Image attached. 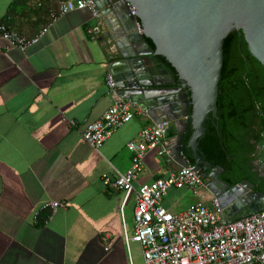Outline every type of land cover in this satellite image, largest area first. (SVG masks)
<instances>
[{"label": "crops", "instance_id": "crops-1", "mask_svg": "<svg viewBox=\"0 0 264 264\" xmlns=\"http://www.w3.org/2000/svg\"><path fill=\"white\" fill-rule=\"evenodd\" d=\"M58 2L0 0V23L8 30L31 38L46 27L24 50L0 35V264H143L140 245L123 233V226L134 231L135 192L124 200L103 176L113 180L130 167L126 143L155 120L136 114L98 149L81 134L111 105L105 77L131 58L135 29L110 2L97 17L78 9L51 21ZM167 122L170 152L178 124ZM169 152L146 153L135 188L178 169ZM205 191L207 202L218 197ZM169 192L186 201L182 209L201 198L186 187ZM50 201L61 205L42 208Z\"/></svg>", "mask_w": 264, "mask_h": 264}, {"label": "water", "instance_id": "water-1", "mask_svg": "<svg viewBox=\"0 0 264 264\" xmlns=\"http://www.w3.org/2000/svg\"><path fill=\"white\" fill-rule=\"evenodd\" d=\"M95 2L100 12L105 2L113 3L126 26L133 23L134 27V17L128 12L129 4L141 23V33L134 27L135 31L129 34V39L136 42L131 58L122 61L113 71L117 93L122 99L136 100L148 107V113L155 121L162 117L178 124L176 144L169 152L173 167L189 165L182 153V140L189 120L192 132L187 147L194 160L191 167L210 178L209 189L218 195L221 220H235L263 209L264 193L255 191L254 184L247 179L233 186L221 180L222 168L212 167L208 160H202L197 140L204 134V121L209 114L217 117L222 45L230 31L241 29L249 52L264 67V0ZM109 42L110 39L106 44ZM115 44H111L110 50L116 49ZM161 57L175 70L176 78Z\"/></svg>", "mask_w": 264, "mask_h": 264}, {"label": "built area", "instance_id": "built-area-1", "mask_svg": "<svg viewBox=\"0 0 264 264\" xmlns=\"http://www.w3.org/2000/svg\"><path fill=\"white\" fill-rule=\"evenodd\" d=\"M127 5L129 14L134 17V27L141 33V23ZM78 9H86L94 17L101 13L95 0H59L50 19L54 21ZM45 30L46 27L38 35L26 38L0 23L1 37L10 46L21 50L35 43ZM105 86L112 97L111 105L99 119L86 123L81 132L84 140L95 149L136 114L148 113L138 101L125 100L118 95L116 80L111 73L105 77ZM167 124V120L159 119L141 128L137 137L126 143L131 152L130 167L123 173L117 172L113 180L103 176L104 184L121 190L124 200L135 192L134 231L129 235L123 226L125 241L140 245L143 264H264V208L223 222L219 198L212 196L208 202L201 197L180 211H170L162 205L163 196L170 187H186L195 195H199L200 188L210 191V178L203 177L190 165L180 166L166 177L134 187L133 181L143 169L146 153L154 151L162 155L169 152L164 140ZM256 163L264 173V157ZM60 205L58 201H50L42 208L56 209Z\"/></svg>", "mask_w": 264, "mask_h": 264}, {"label": "trees", "instance_id": "trees-1", "mask_svg": "<svg viewBox=\"0 0 264 264\" xmlns=\"http://www.w3.org/2000/svg\"><path fill=\"white\" fill-rule=\"evenodd\" d=\"M147 41L153 48L152 42ZM222 53L217 117L209 114L204 121V134L197 140L198 153L210 164L222 168L220 179L229 186L247 179L255 185V191L264 193V175L252 165L253 159L264 157L256 150V145L264 146V67L249 52L241 29H233L224 38ZM161 59L176 78L175 70ZM191 132L188 120L182 153L190 166L194 164L187 147Z\"/></svg>", "mask_w": 264, "mask_h": 264}, {"label": "rangeland", "instance_id": "rangeland-1", "mask_svg": "<svg viewBox=\"0 0 264 264\" xmlns=\"http://www.w3.org/2000/svg\"><path fill=\"white\" fill-rule=\"evenodd\" d=\"M205 192V194L207 193L205 190H203V188L199 189V196H203L202 194ZM166 195V194H165ZM163 196V205L168 208L170 211H178L180 209H182L186 203V201L182 198H179L178 196H174L172 194V192H169V194L167 196Z\"/></svg>", "mask_w": 264, "mask_h": 264}, {"label": "flooded vegetation", "instance_id": "flooded-vegetation-1", "mask_svg": "<svg viewBox=\"0 0 264 264\" xmlns=\"http://www.w3.org/2000/svg\"><path fill=\"white\" fill-rule=\"evenodd\" d=\"M251 141H252V140H251ZM256 150L258 151V153H260L261 148H260V147H257V145H256ZM256 153H257V152H256ZM252 155H254V154H252ZM202 160H205L204 157H202ZM256 161H257V159H253V160H252V165H253V168H254V169L260 174V173H261V170H260L259 167L257 166ZM211 166H212V167H215V166L212 165V164H211ZM222 171H223V170H222ZM221 173H222V172H220L219 177H220Z\"/></svg>", "mask_w": 264, "mask_h": 264}]
</instances>
